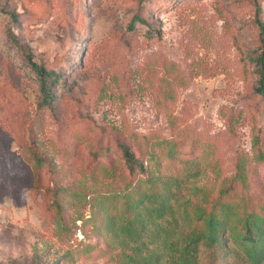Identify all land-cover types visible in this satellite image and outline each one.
Instances as JSON below:
<instances>
[{"label": "rangeland", "instance_id": "obj_1", "mask_svg": "<svg viewBox=\"0 0 264 264\" xmlns=\"http://www.w3.org/2000/svg\"><path fill=\"white\" fill-rule=\"evenodd\" d=\"M263 51L264 0H0V264H264V247L192 241L181 207L116 197L149 184L123 167L133 143L172 193H217L243 163L260 207ZM29 57L61 74L50 104Z\"/></svg>", "mask_w": 264, "mask_h": 264}, {"label": "trees", "instance_id": "obj_2", "mask_svg": "<svg viewBox=\"0 0 264 264\" xmlns=\"http://www.w3.org/2000/svg\"><path fill=\"white\" fill-rule=\"evenodd\" d=\"M136 21L142 24L148 23L147 19L137 16L131 20L130 25L133 26ZM29 59L39 78L40 90L43 94L42 104H50L52 89L55 84L60 82L61 74L38 64L30 57ZM260 62L264 66V51L260 56ZM259 89L264 93L263 82H261ZM131 144L133 143L121 144L123 167H125L129 176L136 179L139 177V180L143 177L144 181L149 184H147L146 189L138 199L133 196L136 192L133 182L118 190L119 195L116 197H118L125 212H137L141 207H144L148 216L156 214L158 217H164L171 212L174 217L171 210L181 207L182 214L186 218L193 215L197 221L192 229V241L205 239L208 242H214L218 238L228 236L232 240L247 246V248L262 249L264 247V199H259L260 207L253 203L254 193L251 191L257 187L248 177L246 166L243 163L238 164L234 176L225 180L217 193L202 194L201 196L192 193H188V195L180 192L172 193L168 187L170 185L169 180L164 182V180L162 181L155 176L157 173L153 172L151 161L156 158L154 151L148 149L147 153L150 154L148 157L144 154L145 150L138 155ZM261 144H264V140L261 143L259 142L260 146ZM261 155L263 156V153ZM115 166L109 167V174L112 175L111 182H113L115 176L124 177L123 170ZM151 182L155 186H151ZM176 186H180L179 182H176ZM161 187H166V192L158 190ZM262 188L264 189V185ZM195 190L197 189L195 188ZM119 217L121 222L119 224L115 223L125 231L132 220L129 218L125 221L127 218L123 213ZM109 218L112 220L113 216H109ZM166 235L170 237L171 232H166ZM261 253L264 254V252Z\"/></svg>", "mask_w": 264, "mask_h": 264}, {"label": "built area", "instance_id": "obj_3", "mask_svg": "<svg viewBox=\"0 0 264 264\" xmlns=\"http://www.w3.org/2000/svg\"><path fill=\"white\" fill-rule=\"evenodd\" d=\"M2 212H1V210H0V214H1Z\"/></svg>", "mask_w": 264, "mask_h": 264}]
</instances>
